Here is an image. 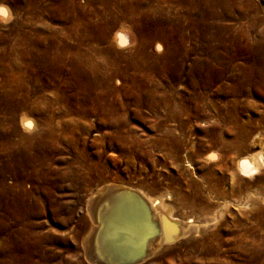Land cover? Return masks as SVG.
<instances>
[{"label": "rangeland", "instance_id": "obj_1", "mask_svg": "<svg viewBox=\"0 0 264 264\" xmlns=\"http://www.w3.org/2000/svg\"><path fill=\"white\" fill-rule=\"evenodd\" d=\"M0 7L7 13H0L1 261L13 252L19 264H68L76 247L86 264V201L98 183L155 195L177 179L190 191L180 177L193 170L185 161L189 141L169 153L174 147L157 139L167 128L194 141L213 131L208 122L229 142L264 143V0H0ZM116 33L119 44L111 42ZM230 148L223 187L233 190L225 216L206 228L215 226L219 238L210 257L264 263V169L239 192L229 172L240 150ZM78 171L86 185H77ZM14 183L18 202L2 189L13 191ZM251 189L261 192L257 202L247 199ZM181 241L164 245L161 264H211L205 251Z\"/></svg>", "mask_w": 264, "mask_h": 264}, {"label": "bare ground", "instance_id": "obj_2", "mask_svg": "<svg viewBox=\"0 0 264 264\" xmlns=\"http://www.w3.org/2000/svg\"><path fill=\"white\" fill-rule=\"evenodd\" d=\"M0 9L3 8L0 7ZM1 15L3 14L1 13ZM119 41H120L119 35L117 33L114 34L111 38V42L114 44H119ZM5 94H7L6 91ZM13 119H14L13 117H9V121H13ZM21 124L22 127L27 130H30L31 127H33L32 119L25 115L21 117ZM29 124L31 125L30 127L28 126ZM206 125L209 128H211L213 131L212 132L210 131L209 134L207 133L203 135L198 134L194 141H190V140L183 141L184 138L182 139L181 137L184 136L182 135L183 132L180 133L179 130L178 132L180 134L175 135L174 134L175 130L171 128L169 129L167 128V130L165 131L162 137L160 135H159L160 137L159 136L158 138L156 137L158 141L168 144V146L172 145V147H174V150L169 151V153L173 151L175 153L176 151H178L179 148L180 149L182 148L183 144L189 141V147H188L189 154L186 156L185 161L187 162L186 165L193 170H186V172H184L185 176L184 177L180 176V177H182L183 179L181 183L185 184L186 187L190 189V191L183 189L182 187L183 185H181L179 183L180 181H178L177 179H176V185H177L176 187H171V185L169 184L167 185V187L163 189L162 192L160 193L158 192V194L155 195L154 194L151 195L150 193H147V191L146 192L145 190L143 191L141 188L130 187L124 184H121L122 185L121 187L113 186L111 183L106 185H98L99 184L98 183L94 189L89 191L88 193L89 196L87 197V201H86L87 204L86 213H87L89 226L87 227L84 235H82L81 238L83 259L85 260L86 264H147V262H150L151 264H161L158 258L163 255L162 254L163 252L166 251V247H164V245H170L173 243V241L180 239L182 240L181 241L182 244H188V245L190 244L191 246L193 245L197 247L201 251H205L208 262L211 264L216 263L214 258L212 256L210 257V255H213V253L215 252V249L219 244L218 243L219 238L216 239L215 236L216 233L214 232L215 226L210 230L206 228H208L212 224H215L216 222H219V220L222 219L228 206L226 202L231 197L230 192L233 190L232 186H231V191H228L223 187L227 174L225 171H229L230 168L227 166L228 164L227 153L231 149L230 148L231 146L233 148L235 147L236 149L240 150L238 154L234 157L233 162L231 164L235 172L230 171L229 174L231 175V180L233 181L232 185L234 186V188L237 189L239 192L242 191L241 193H243V191L245 190L243 189V187L246 184V182L248 185H250L248 180L255 177L256 174L261 169H264V150H263L264 143H262L263 140L253 139V144H252L253 146L245 147L242 136H241L242 140L235 139L233 142H229L220 137L221 135L220 131L222 130L219 131V128L216 130L214 128L215 126L210 125V123L208 122ZM205 136H208L207 144L202 143L206 139ZM262 136L264 137V135ZM21 142L22 141H20V143ZM202 145H204L206 147L205 149H207V152H205L204 154L200 149L201 148L200 146ZM258 146L261 147L259 149H256L258 148ZM208 160L209 162L210 160L211 162L214 161L213 163L219 166V169L221 170V175H217L215 173V169H214L215 167L213 165H210ZM84 165L85 164H81V165L76 164L75 167L83 168ZM197 171H199L198 172L199 174H196ZM77 173L78 174H76V176L78 175V177L74 176V178L79 179L77 181V185L78 183L86 185V180H87L86 173L84 172L82 173V171L80 173L78 171ZM12 186H13L12 187L13 191L11 190L9 191L6 186L3 187L2 189L8 195L7 198L15 199V202H18V199H20L19 198L20 185L18 183H14V185ZM6 189L9 191V193L7 192ZM256 190L254 192V190L252 191L251 189L252 193L254 194L248 196L247 199L255 200L253 195H257V193L259 194L261 193V192H256ZM12 193L15 194L11 195ZM246 203L247 202L245 201L243 204L246 205ZM16 207L17 206L15 204L13 208L11 207L10 209V211H12V214H14L13 216H15L14 218L18 216L19 209H17ZM154 222H157L156 225H154ZM239 223L240 226L238 225V229L241 228V225H243L241 224L243 223L242 221H239ZM151 229H157V232L152 233L150 231ZM205 230H208L210 233H208L207 235H203ZM240 230L241 229H239V232L235 235L237 237L235 238L238 240V242L239 240H242L244 237L243 231L240 232ZM14 231H15L14 235L16 236V238H18L19 236L21 237V235H17V232L21 234L20 229ZM229 240H230L229 237H225L222 240V243H227ZM251 242L256 244L258 241L256 239L255 242L253 240H251ZM9 244H10V248L12 247L13 249H16V251H18L19 244H16V241L13 238H10ZM2 247L0 249V256L5 255V252H7L5 251L7 247L6 248H4V246ZM75 248L71 249L72 251L71 253L69 252L71 255L69 257V262L71 263L68 264H82L81 262L82 260L80 258L76 259L75 257L76 255ZM169 250H171V248ZM32 252L33 251L30 250L25 253L27 257H29L32 254ZM224 252L226 253L228 252V250ZM79 255H81V253ZM54 256L56 255L54 254ZM171 256L166 258V261H168V263L173 258V257L171 258ZM6 257L8 258L9 261L6 262L4 260L2 261L0 260V264H19L18 262H20V257L22 258V256L14 254L13 252L10 254L7 253ZM184 258L187 259V257ZM252 261L254 262L249 261V263H246L248 261H242L237 264H264L263 261L260 262H258V260L257 261L252 260ZM53 262L52 264H57L56 262L55 263ZM223 264H227V263H223Z\"/></svg>", "mask_w": 264, "mask_h": 264}, {"label": "snow or ice", "instance_id": "obj_3", "mask_svg": "<svg viewBox=\"0 0 264 264\" xmlns=\"http://www.w3.org/2000/svg\"><path fill=\"white\" fill-rule=\"evenodd\" d=\"M0 13H2V14H4V15L7 14L5 9H0ZM28 126L30 127L31 125L29 124Z\"/></svg>", "mask_w": 264, "mask_h": 264}, {"label": "water", "instance_id": "obj_4", "mask_svg": "<svg viewBox=\"0 0 264 264\" xmlns=\"http://www.w3.org/2000/svg\"><path fill=\"white\" fill-rule=\"evenodd\" d=\"M157 222H154V225H156ZM152 233H156L157 232V229H151L150 230Z\"/></svg>", "mask_w": 264, "mask_h": 264}]
</instances>
